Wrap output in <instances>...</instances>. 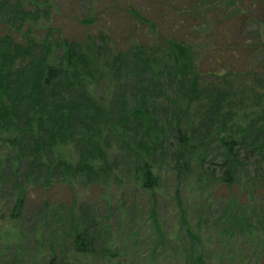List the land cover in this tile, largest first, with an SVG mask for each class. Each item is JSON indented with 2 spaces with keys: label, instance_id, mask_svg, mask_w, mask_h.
Listing matches in <instances>:
<instances>
[{
  "label": "rangeland",
  "instance_id": "rangeland-1",
  "mask_svg": "<svg viewBox=\"0 0 264 264\" xmlns=\"http://www.w3.org/2000/svg\"><path fill=\"white\" fill-rule=\"evenodd\" d=\"M10 1L0 20V39L8 33L32 53L40 40L62 36L89 40L108 58L122 55L115 85L107 76L93 90L110 108L121 103L119 89L126 93L125 85L137 83L128 53L133 46L152 47L170 38L191 48L201 82L232 93L246 118L254 108L264 111V0H21L29 15L20 14L17 0ZM131 10L140 23L127 15ZM30 35L36 40L27 41ZM220 64L226 67L221 73ZM227 72L236 76L232 83L220 79ZM246 83L262 86L263 95L248 93ZM174 139L168 134L166 148L176 146ZM96 144L107 149L92 172L79 167L70 146L58 151L29 142L23 150L0 153V264H115L109 263V251L116 264H182L191 249H203V264H264V184L251 167L226 187L212 182L219 181V165L211 183L198 187L194 178L183 183L176 176L171 153L155 166L158 186L145 191L124 145L113 136ZM216 154L213 150L208 158ZM2 158L9 165L15 160L14 172L2 168ZM48 158L54 166L66 160L67 172L45 171L41 161ZM17 197L22 208L10 218ZM83 230L95 238L94 253L75 255L72 241Z\"/></svg>",
  "mask_w": 264,
  "mask_h": 264
},
{
  "label": "trees",
  "instance_id": "trees-1",
  "mask_svg": "<svg viewBox=\"0 0 264 264\" xmlns=\"http://www.w3.org/2000/svg\"><path fill=\"white\" fill-rule=\"evenodd\" d=\"M17 1L20 14L29 15L28 7L22 9V1ZM10 2L0 0V20ZM49 10L47 6L48 14ZM127 15L140 23L133 10ZM26 40L36 39L30 35ZM39 42L37 52L31 53L21 43H14L8 33L0 39V153L5 148L8 152L23 150L29 142L58 151L70 146L78 155L79 167L92 172L100 165V152L107 149L100 150L96 143L113 136L133 154V173L145 191L158 186L160 177L155 166L171 153L175 174L183 178V183L194 178L198 187L210 184L209 178L220 165V178L213 179L214 183L230 187L242 170L251 167L264 184V111L258 113L254 108L246 118L237 110V98L232 93L203 84L188 45L170 38L152 47L135 44L128 53H132L131 71L137 83L133 87L125 85L126 93L118 86L116 99L121 103H114L111 109L105 98H94L93 90L107 76L109 85H115L122 55L108 58L104 51L96 52L89 40L68 41L59 36L53 42L51 37ZM100 54L105 59L98 69ZM217 70L221 73L226 67L221 65ZM234 77L227 72L220 79L227 84ZM260 85L246 83L245 87L248 93L260 94ZM170 133L176 146L166 148ZM213 150L217 154L208 158ZM2 161V168L15 171V160L12 165L4 158ZM65 161L54 166L48 158L41 161V167L67 172ZM230 202L235 204L234 200ZM21 208L22 198H14L10 218L17 217ZM95 243L87 230L77 232L73 252L90 255ZM205 254L203 249L188 250L182 264H203ZM113 258L117 257L109 251V263H119Z\"/></svg>",
  "mask_w": 264,
  "mask_h": 264
}]
</instances>
